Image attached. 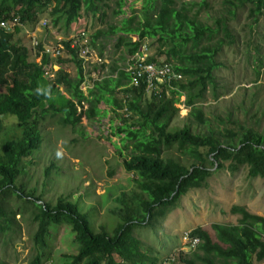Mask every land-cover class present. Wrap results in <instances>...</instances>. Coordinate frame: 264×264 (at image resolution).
Returning a JSON list of instances; mask_svg holds the SVG:
<instances>
[{
	"label": "trees",
	"instance_id": "1",
	"mask_svg": "<svg viewBox=\"0 0 264 264\" xmlns=\"http://www.w3.org/2000/svg\"><path fill=\"white\" fill-rule=\"evenodd\" d=\"M115 3L113 15H123L125 0ZM215 4L216 0H142L139 14L132 11L117 25L96 30L90 36L91 45L100 38H112L118 60L110 62L108 71L86 95L79 89L84 78L75 51L68 50L70 59H59V71L53 80H46L43 73L48 58L42 55L38 64L30 61V50L16 38L20 30L5 33L0 29V134L1 122L8 117L14 118L21 130L16 140L0 143V235L15 226L19 214V210L10 209V198L31 207L35 255L28 264H43L50 259V238L61 226L69 231L72 248L60 256L61 264H158L135 233L145 228L154 230L184 196L204 187L211 176L207 164L217 170L227 164L230 173L245 167L250 179H264V127L257 121L256 127L244 124L249 110L243 111V120L231 111L225 118H217L218 126H211L201 107L209 87H216L214 72L221 66L218 55L235 41L229 23L237 11L244 10L251 31L264 18V0H221L219 9L212 10ZM101 5L106 7L103 0H0V23L18 17L24 26L31 27L39 21V14L47 11L44 19L52 22L53 28L69 30L80 20L82 10L92 16L100 12L98 19L104 20L107 14ZM209 10L215 13L210 16ZM148 41L155 47L148 61L163 57L182 80L170 90L162 87L158 97L147 98L143 88L128 87L123 65ZM70 43L64 42L66 49ZM254 45L257 54L259 45ZM41 50L39 45L37 52ZM66 63L75 66L74 78L62 72ZM181 97L189 110L190 123L175 127L176 105ZM101 103L117 116V112H125L124 118L118 116L120 124L113 133L121 137L123 149L129 150L126 157H121V166L132 176L133 188L110 198L113 206L107 211L114 224L110 228L100 225L95 231L91 220L94 209L90 211L89 207L83 214L81 200L73 202L62 196L54 204L43 203L36 196V188H29L25 180L28 174L21 163L36 156L40 146L38 119L60 116V125L74 130L82 119L91 121L99 116ZM200 128L206 132L201 133ZM173 148L190 159L189 167L164 156ZM52 168L53 163L45 170V177ZM230 213L239 216L237 224L212 225L215 241L202 228L193 229L189 235L198 238L199 244L194 251L179 252L177 262L264 264V218L238 206H233Z\"/></svg>",
	"mask_w": 264,
	"mask_h": 264
},
{
	"label": "rangeland",
	"instance_id": "2",
	"mask_svg": "<svg viewBox=\"0 0 264 264\" xmlns=\"http://www.w3.org/2000/svg\"><path fill=\"white\" fill-rule=\"evenodd\" d=\"M115 1L103 0L106 7L101 6L107 17L102 21L98 19L100 12L92 16L91 13L82 10L80 22H75L76 24L73 22L69 30H64L60 26L53 28L52 22H49L46 30H41L37 24H34L31 27L25 26L24 30L18 32L16 38L22 46L30 50L31 38L27 33H34L39 41L51 42H54L55 38H73L80 30H86L91 36L96 30H107L110 26L117 25L132 11L139 14L138 11L142 6V0H125V7L122 9L124 14L114 16L113 11L117 10ZM216 1V8L212 10L219 9L221 0ZM213 13L215 11L209 10L210 16ZM45 17V11L39 14V20ZM201 17H204L202 13ZM246 17L247 12L239 10L235 19L229 23L235 41L232 45L223 47L218 55L217 61L221 63V66L214 72L216 87L215 89L209 87L205 101L201 103L211 126H218L217 118H225L232 112L235 118L243 120V111L249 110L248 119L244 124L248 127L251 125L256 127L257 121V125L261 124V127H264V116H262L264 112V18L259 20L257 27L249 31L247 29L249 21ZM46 35L47 38L44 39ZM112 41V38L106 41L100 38L91 45L95 52L93 58L96 59L93 66L98 68L95 70L97 79L105 74H102L104 69L100 68L104 60H107L109 64L111 61L118 60ZM152 43L148 41L147 45L148 52L153 55L155 47L150 46ZM254 44L259 45L257 54L254 51ZM161 58L159 61L164 60L163 57ZM259 60H262V63ZM30 61H33L32 53H30ZM62 72L74 78L75 66L72 63H66L62 66ZM91 78L89 73L86 79L89 85ZM117 97L121 98L119 94ZM146 97L148 98L149 95ZM183 101L184 98L181 97L176 105L178 117L173 122L175 127H182L185 122L190 123L187 117L189 110L184 106ZM98 108L101 110L99 116L91 121L82 119L80 125L74 130L60 125V116L47 115L43 119H38L36 124L41 148L39 146L36 156L24 159L21 163V168L28 174L25 180L29 188H36V196H40L43 203L54 204L62 196L73 202L81 200L80 208L83 214L87 213L89 207L90 211L94 209L91 220L95 231H98L100 225L110 228L114 224L113 218L107 211L113 206L110 198H114L121 192H130L133 188L132 176L125 173L121 166V157H126L129 150L123 149L121 137L113 133L114 128L120 124L118 116L124 118L125 112L124 110L117 112V116L103 103L99 104ZM254 115L255 118L249 119ZM32 122L30 120L29 124ZM1 126L0 143L5 139L16 140L21 134V130L12 117L5 118ZM198 130L201 133L206 132L205 128ZM164 156L176 159L186 167L192 163L188 157L180 156L174 148L164 153ZM51 163H53L52 171H49V176L45 177L44 172ZM207 167L211 171V176L204 187L191 190L184 196L164 220L158 222L154 230L145 228L136 231L135 236L142 242L143 249H147L148 254L154 256L158 264L164 258L178 254L182 248L183 234L190 233L199 227L215 241V234L211 230L212 225L237 224L239 216L230 213L233 206L244 207L249 213L264 218V179H250L247 177L245 167L235 173L228 171L227 164L220 170L208 164ZM8 205L10 209H16V212L19 210V214L15 216V226L0 235V261L6 264H28L35 255L32 242L35 224L30 220L31 207L15 198H10ZM16 205L20 208L17 209ZM68 232L67 227L61 226L57 233L52 235L48 248L50 259L43 264H61L60 256L72 251L71 237ZM262 239L264 241V236ZM175 264L180 263L176 261Z\"/></svg>",
	"mask_w": 264,
	"mask_h": 264
},
{
	"label": "built area",
	"instance_id": "3",
	"mask_svg": "<svg viewBox=\"0 0 264 264\" xmlns=\"http://www.w3.org/2000/svg\"><path fill=\"white\" fill-rule=\"evenodd\" d=\"M17 19L10 23H1L0 27L5 30H11L17 24ZM83 36V34H82ZM77 42H72L70 49H76ZM47 55L53 58L60 56L59 49L46 50ZM79 57L83 59L84 64L88 61L89 51L79 46ZM149 52L146 45L142 46L134 55L128 57L125 62L123 71L129 77L128 87L133 89H142L147 95H154L158 97L161 93L162 87L170 90L175 82L182 80V76L174 72L172 66L163 61L149 62ZM182 248L179 252L194 251L199 244L198 238H191L189 233L183 234ZM175 254L164 259L160 264H175Z\"/></svg>",
	"mask_w": 264,
	"mask_h": 264
},
{
	"label": "clouds",
	"instance_id": "4",
	"mask_svg": "<svg viewBox=\"0 0 264 264\" xmlns=\"http://www.w3.org/2000/svg\"><path fill=\"white\" fill-rule=\"evenodd\" d=\"M45 13H46V16H47V11H45ZM14 19H17L18 21H17V24L15 25V26H13V28L11 29V30H5V29H2L1 27H0V29L2 30V31H4L5 33H14V31L16 30V29H19V30H24V25L20 22V20H19V18L18 17H13L12 19H10V20H8V21H6V22H2V23H10V22H12ZM78 22H80V20L78 21ZM1 24V23H0ZM37 27L38 28H40L41 30H46L48 27H49V21L48 20H45L44 18L42 19V20H39L37 23ZM74 24V23H73ZM72 24V25H73ZM76 24V23H75ZM34 33H31V34H28L27 33V35H28V37L29 38H31V42H30V44H31V48H30V53H32V55H33V61L36 63V64H38L39 62H40V60H41V57H42V55H45L46 56V58H48V61H49V64H48V66H46L44 69H45V71H44V73H43V76H44V78H46V80H53L54 79V75H55V73H57L58 71H59V65L57 64V62H58V60L59 59H61V60H63V58H65V60L66 59H70V56H69V52H68V50H73V51H75L76 52V54H77V57H78V59L80 60V66H81V69H82V74H83V78H84V80H83V82L80 84V87H79V89H80V91L81 92H83L84 93V90H85V88H87L86 89V93H87V91H88V83H87V76H88V72L91 70V67L93 66V64L94 63H96V59L95 58H93V53H95L94 52V50H93V48L91 47V43H90V41H89V39H90V36L88 35V32H86V30H80V31H78L76 34H75V36L73 37V38H71V37H69L68 39H62V38H55V40H54V42H51V41H45V40H41V41H39V40H37L36 38H35V36L33 35ZM82 34H83V36H82ZM135 39L136 38H133V41H135ZM68 41H70L71 43L69 44V48L68 49H66L65 48V46H64V42H67L68 43ZM77 42V47H76V49H70V46H71V44H72V42ZM39 45H41L42 47H43V50H41V51H39V52H37V47L39 46ZM144 45H146L147 46V48H148V45H147V42L146 43H144V44H142V46H144ZM79 46H81L83 49H88V51H89V55H88V61L84 64V61H83V59H81L80 57H79V54H78V50H79ZM141 46V47H142ZM140 47V48H141ZM59 49V51L61 52V55L60 56H57V57H55V58H53L52 56H50V55H47L46 53H45V51L46 50H49V49ZM148 51H149V48H148ZM152 56V54H150L149 53V57H151ZM39 60V61H37L36 62V60ZM163 61V60H162ZM126 62V61H125ZM157 62H159V61H157ZM164 62V61H163ZM103 65V64H102ZM102 65H100V68H101V66ZM124 67H125V63H124ZM124 67H123V69H124ZM104 69H105V67H104ZM106 73V72H105ZM100 79V78H99ZM60 90H62V89H60ZM85 94V93H84ZM86 95V94H85ZM147 95V94H146ZM150 96V95H149ZM80 112V108L78 107L77 108V113H79ZM179 253V252H178ZM187 253V252H186ZM173 255V254H172ZM178 255V254H177ZM176 254H175V256H177ZM166 259V258H165ZM164 260V259H163ZM162 260V261H163ZM161 261V262H162ZM177 261V260H176ZM160 262V263H161ZM159 263V264H160Z\"/></svg>",
	"mask_w": 264,
	"mask_h": 264
},
{
	"label": "crops",
	"instance_id": "5",
	"mask_svg": "<svg viewBox=\"0 0 264 264\" xmlns=\"http://www.w3.org/2000/svg\"><path fill=\"white\" fill-rule=\"evenodd\" d=\"M34 35V34H33ZM35 36V35H34ZM47 38V35H46V37L44 36V39H46ZM47 41H49V40H47ZM93 54H95V53H93ZM65 58H63V60H64ZM95 64V63H94ZM109 65V63H108V61L107 60H104V66H105V69L103 70V72H102V74H104L105 72H107L108 71V65ZM123 67H124V65H123ZM96 69H98L96 66H92V68H91V70L89 71V73H90V76L92 77L91 79V84L89 85L88 84V90L89 89H91L92 87H93V84H94V82H97L98 80H99V78L97 79V74H96V72H95V70ZM103 77V75L100 77V79ZM115 77V76H114ZM96 78V79H95ZM88 83V82H87Z\"/></svg>",
	"mask_w": 264,
	"mask_h": 264
}]
</instances>
